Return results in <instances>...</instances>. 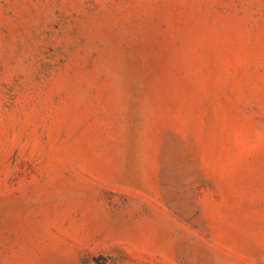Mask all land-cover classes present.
Masks as SVG:
<instances>
[{
	"label": "rangeland",
	"instance_id": "rangeland-1",
	"mask_svg": "<svg viewBox=\"0 0 264 264\" xmlns=\"http://www.w3.org/2000/svg\"><path fill=\"white\" fill-rule=\"evenodd\" d=\"M0 264H264V0H0Z\"/></svg>",
	"mask_w": 264,
	"mask_h": 264
}]
</instances>
